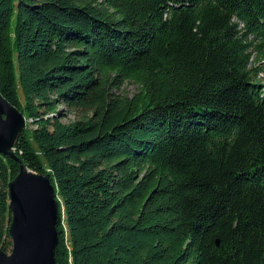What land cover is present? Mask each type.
<instances>
[{"label": "trees", "instance_id": "16d2710c", "mask_svg": "<svg viewBox=\"0 0 264 264\" xmlns=\"http://www.w3.org/2000/svg\"><path fill=\"white\" fill-rule=\"evenodd\" d=\"M262 54L264 0H0V95L27 119L14 157L53 185L54 264H264ZM17 168L0 153L3 251Z\"/></svg>", "mask_w": 264, "mask_h": 264}, {"label": "water", "instance_id": "95a60500", "mask_svg": "<svg viewBox=\"0 0 264 264\" xmlns=\"http://www.w3.org/2000/svg\"><path fill=\"white\" fill-rule=\"evenodd\" d=\"M24 123L23 114L0 95V153L18 163L6 184L11 246L9 251L0 249V264H54L57 205L49 173L31 170L13 154Z\"/></svg>", "mask_w": 264, "mask_h": 264}, {"label": "rangeland", "instance_id": "374dc122", "mask_svg": "<svg viewBox=\"0 0 264 264\" xmlns=\"http://www.w3.org/2000/svg\"><path fill=\"white\" fill-rule=\"evenodd\" d=\"M251 52H250V57H249V62H253V59H255V56L257 55V51L255 50L254 47L250 48ZM261 60H264V54H262V57L259 58V62H261ZM257 61V62H258ZM258 75L261 78V82L264 83V71L262 70L261 72L258 73ZM259 78V79H260ZM120 90H122V92H126V93H132L136 90L135 85L130 82V81H124L123 84L120 86ZM62 106V105H60ZM80 111H66L65 115L63 117H61V120L63 121H67L68 119H73L76 118L79 115ZM24 122H27V119L24 118ZM24 123V125H25Z\"/></svg>", "mask_w": 264, "mask_h": 264}]
</instances>
